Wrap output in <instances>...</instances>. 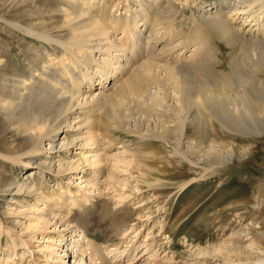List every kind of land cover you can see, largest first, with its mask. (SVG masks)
Instances as JSON below:
<instances>
[{"label": "bare ground", "instance_id": "obj_1", "mask_svg": "<svg viewBox=\"0 0 264 264\" xmlns=\"http://www.w3.org/2000/svg\"><path fill=\"white\" fill-rule=\"evenodd\" d=\"M26 1L35 6L30 17L41 19L36 27L22 22L26 14L3 13L8 7L0 10L3 25L40 41L16 59L24 67L7 65L0 48L1 132L8 127L14 135L6 139L7 149L0 156L29 168L25 176L1 186L2 210L14 216L21 229L6 224L0 210V264H41L39 258L46 264H122V258L127 264H157L156 238L146 241L145 253L138 257L133 250L143 240L109 249L88 236L86 215L74 219L67 214L75 207L82 210L83 201L99 193L93 191L104 183L111 189L112 206L135 196V185L117 172L133 164L137 176L143 177L145 151L138 144L115 147L126 142L118 139L119 132L139 139L147 136L143 132H152L171 156L194 165L201 159V166L210 168L230 157L219 159L225 143L207 129H260L256 123L264 117V79L255 74L264 72V0ZM8 2L15 5L14 0ZM209 36L227 46L226 55L220 46L215 52ZM220 57H227V69L217 70ZM189 126H195L198 135L192 137ZM81 163L89 168V176H78L84 179L73 187L63 186V178L69 175L70 181ZM46 176L54 180L47 192ZM138 196L137 202L149 199ZM21 216L28 217L22 224ZM128 229L132 225L118 233L125 237ZM241 232L233 231V239ZM39 237L45 244L35 251L31 244ZM128 238L123 242H132ZM211 246L198 247L191 261L211 264L205 263L207 258L224 254V242ZM228 246L238 264H264V257H248V244Z\"/></svg>", "mask_w": 264, "mask_h": 264}, {"label": "rangeland", "instance_id": "obj_2", "mask_svg": "<svg viewBox=\"0 0 264 264\" xmlns=\"http://www.w3.org/2000/svg\"><path fill=\"white\" fill-rule=\"evenodd\" d=\"M8 1L0 0V10L6 7L10 9L9 11L3 10V13L13 14L17 12L19 14H26L27 18L24 17L22 22L25 21V23L33 25L34 27L39 25L41 19L31 18L35 9L31 1L14 0L13 3L17 6H13ZM38 1L47 3L53 0ZM174 1L176 4H179L182 2L186 3L189 0ZM190 1L199 3L203 0ZM208 41L209 44H212L210 45L214 47L216 53H218L217 47L220 46L226 52L225 55L227 54V46L215 36H209ZM39 43L40 41L27 36L23 32H20V30H16V28L14 29L13 27L3 25V21H0V48L5 52L4 55L7 65H13L15 67H19L20 65L24 67L25 64L18 61L19 56L21 57L22 55L21 51L32 45H39ZM223 58L220 57L222 64L217 66V70L228 68V59L227 57ZM10 69L6 70L8 75L11 73ZM3 73L4 71H0V80L3 79ZM255 75L264 79V72L261 70ZM152 114L158 117L155 112ZM256 124L260 128L257 130L258 133L246 127L237 130L231 125L228 126V129H224V131L220 127L218 129V125H216V131L207 129L206 133L208 135H217L225 143V147L221 149L219 159L230 157V159L223 163L215 164L213 165L214 167L212 166L210 168L206 163H203L201 166V159L197 160L195 158L196 162L198 161L200 163H198L199 165H194L192 163L190 164L184 157L171 156L166 144L162 140H159V138L153 137L152 132L148 134L143 132L147 136H143L144 138L142 137L140 139L137 138L138 136L119 132L122 134L118 139L126 140V142L125 145L123 143H116L115 147L121 145H127L128 147L131 145L132 147L133 144H138L145 151L144 158H141L143 164L140 166L141 173L145 174L143 177L137 176L139 174L137 172L138 169L133 164L128 167L127 171L117 172L120 178L128 177L129 182L136 186H134L136 188L134 189L136 191L135 196L132 194L129 200L126 199L124 202L112 206L109 200L112 194L111 189L108 183H104L99 188V191H93L99 193L83 201L82 208L85 211L83 209L80 210L81 208L76 210L75 207L71 213L67 214V217L78 219V217L86 215L89 218L87 226L88 236L92 237L97 243L107 248L109 247V249H114L115 247L121 250L125 245L126 248L129 245L131 247L132 243L136 244L137 241L143 240V244L140 245L138 250H133V253H137L138 257L145 253L144 246L152 242L149 239L156 238L154 239L155 244L153 243V251L156 253L155 259L157 264H198L191 261L190 255L198 247H208L210 249L212 248L211 245L220 242H224V254L221 257H209L205 263L238 264L239 260L236 258V255L231 251H227L229 249V243L231 246L235 244H248L249 248H246L245 251H249L248 257L251 260L256 259V257L263 258L264 117L258 120ZM1 126H3L2 123H0V132L2 131ZM191 127L189 126L191 136L198 135L197 128L195 126ZM146 128H149V126L146 125ZM213 131L215 132L214 134ZM201 132L205 135V132ZM205 137L208 139L209 136ZM8 138L12 139L14 135L12 130L6 127V131L0 133V153L4 152V143ZM111 146L113 147L114 145L112 144ZM245 147L248 150L245 153H241ZM10 150L13 151V149ZM78 152V150L75 151L76 154ZM229 153H232V155L228 156ZM203 166L207 167V170H204L202 168ZM28 169L20 164L15 166L10 159L0 156V210L2 213L4 212L2 214V216L4 215V222L13 226L15 225L18 230L21 229V226L15 223L14 216L7 215L2 210L5 208V200L1 193V186L15 177L25 176L24 173ZM89 172V168L87 166L85 167L84 163H81L78 174L71 176L70 181L67 179L69 175L66 176V179L63 178L62 185L73 187L81 179H76L78 176L81 177V175H84L87 178ZM101 175H99L100 182L104 179ZM47 176L45 177V179H48L47 182L44 181V184L46 183L45 186H47L44 188L46 192L48 191V187L54 183V180H51L52 178ZM35 177H37L36 174ZM184 182L185 186L180 189L178 185ZM139 194L141 197L144 196L143 198L149 199H146L144 203L142 201L137 202L140 199ZM20 198V200L24 201L22 197ZM27 199L32 201L31 197H27ZM149 202H151V207L147 208L149 205L146 206V203L148 204ZM12 205H14L13 202L10 206ZM150 209L151 211H149ZM20 219L22 224L28 217L21 216ZM74 223L72 222L71 225ZM131 225L133 229H128L129 235L122 237L123 234L118 233L120 228H127ZM78 229L80 230L81 228L79 227ZM235 230L242 232L233 239L232 232ZM129 236L132 237V242L129 241L131 244L129 242H123L128 241ZM230 237L232 238L233 244L229 240ZM40 239L39 237L31 244V247L35 251L39 249L40 245L45 244L43 242L44 240ZM5 244L6 240L2 237L1 245L4 246ZM146 256L147 254L142 256L141 259ZM65 258L68 260V257ZM29 259L30 256L27 254L25 263ZM126 259H121L122 264H127ZM37 261L38 263L46 264V260L42 258H39Z\"/></svg>", "mask_w": 264, "mask_h": 264}]
</instances>
